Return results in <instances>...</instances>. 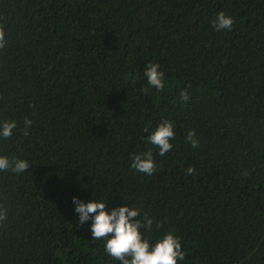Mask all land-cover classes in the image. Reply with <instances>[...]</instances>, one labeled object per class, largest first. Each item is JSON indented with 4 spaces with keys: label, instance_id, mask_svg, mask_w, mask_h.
I'll use <instances>...</instances> for the list:
<instances>
[{
    "label": "trees",
    "instance_id": "obj_1",
    "mask_svg": "<svg viewBox=\"0 0 264 264\" xmlns=\"http://www.w3.org/2000/svg\"><path fill=\"white\" fill-rule=\"evenodd\" d=\"M0 28V123L17 125L0 156L29 164L0 171V264H121L73 197L147 214L151 244L180 238L177 264H264V0H0ZM149 150L152 175L131 167Z\"/></svg>",
    "mask_w": 264,
    "mask_h": 264
},
{
    "label": "clouds",
    "instance_id": "obj_2",
    "mask_svg": "<svg viewBox=\"0 0 264 264\" xmlns=\"http://www.w3.org/2000/svg\"><path fill=\"white\" fill-rule=\"evenodd\" d=\"M233 19L221 11L213 21V27L217 31L224 29L231 30ZM5 46V32L0 28V49ZM156 63H149L145 68V76L149 84L160 91L164 90V73L159 70ZM180 97L184 101L190 99L186 90L181 91ZM32 121L25 118L24 135H28V127ZM16 122L4 121L0 123V137L8 138L16 128ZM147 131V129H145ZM195 131H189L187 141L193 147L199 146V140L195 138ZM175 138L174 124L169 120L161 122L148 137V142L158 146L159 154L165 155L171 150L173 145L170 140ZM131 167L139 172L152 175L156 170L151 150L146 153L135 154ZM29 168V164L21 159L10 161L5 156H0V171L11 169L13 172H24ZM195 173L194 167L186 169V174ZM76 205L75 211L79 214V223L83 225L92 219L91 233L94 239H106L105 251L108 255L118 259L121 264H177L178 260L185 259L182 251L180 238L172 232H168L154 244L143 237L141 229H151L153 219L144 214L143 221L137 219L141 212L137 208L122 206L114 208L111 213L106 210V203L103 201L83 202L77 197H73ZM7 218V212L0 207V222Z\"/></svg>",
    "mask_w": 264,
    "mask_h": 264
}]
</instances>
